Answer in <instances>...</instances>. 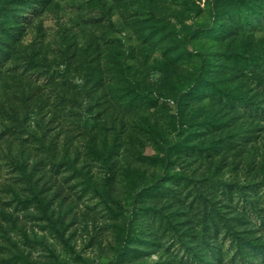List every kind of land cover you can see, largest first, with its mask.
I'll return each instance as SVG.
<instances>
[{
  "label": "rangeland",
  "instance_id": "1",
  "mask_svg": "<svg viewBox=\"0 0 264 264\" xmlns=\"http://www.w3.org/2000/svg\"><path fill=\"white\" fill-rule=\"evenodd\" d=\"M259 12L0 0V264H264Z\"/></svg>",
  "mask_w": 264,
  "mask_h": 264
},
{
  "label": "trees",
  "instance_id": "2",
  "mask_svg": "<svg viewBox=\"0 0 264 264\" xmlns=\"http://www.w3.org/2000/svg\"><path fill=\"white\" fill-rule=\"evenodd\" d=\"M244 19H241V21H243ZM241 21L239 22V28L236 30V31H234V33L232 34V35H234V36H239L240 35V33L239 32H242L243 33V35H245V34H254V33H256V32H261V31H264V29H259L258 30V23L259 22H264V15L261 13V12H259V13H257V15L255 16V19L253 20V21H247L246 22V24H250V23H252V22H257V25H247L248 26V28L249 27H251V28H249V29H247V30H245V29H243V25H242V23H241ZM245 28V27H244ZM264 51V50H263ZM262 52V51H261ZM263 54H264V52H263ZM6 56H7V54H5ZM264 56V55H263ZM249 58V57H248ZM8 58H6V59H4L3 61H6ZM203 62H205V61H203ZM238 63V62H237ZM239 64V63H238ZM252 66L253 67H256V66H259V67H261V71L259 72V73H256L253 69H252ZM258 67V68H259ZM240 70V72H242L243 74H245L244 76H250V77H248V78H250L251 79V81L253 80L256 84H257V87H256V89L259 91V94L261 95V96H263L264 97V58H262L261 60H258L254 65H251V64H249V65H244L243 67H240L239 68ZM203 71H204V63H203V65H202V67H201V71H200V73H199V77L198 78H201L202 77V74H203ZM66 83H64V85H65ZM73 89H75V88H73ZM235 95H233L232 97H223L224 98V100H226V99H229V100H232V102H236L237 100L239 101V103L241 104V105H246V106H248L247 108H250V109H252V104L251 103H249L248 101H247V99L241 94L238 98H237V96H235ZM231 98V99H230ZM62 100L63 101H61V102H66L67 101V99L65 98V96H63L62 97ZM233 104V103H232ZM81 107H82V109L83 110H91V109H94V107L93 108H91V109H88L86 106H83V105H81ZM63 110H65V105H64V109ZM261 111H263V109H261ZM251 114V113H250ZM253 114V113H252ZM262 115L263 113H258V114H256V115ZM255 115V114H254ZM253 115V116H254ZM126 239H128V241L129 240H131V235L128 233L127 235H126ZM250 249H252V250H255V252H257V254L259 255V256H261V257H263L264 258V252L263 251H259V247L258 246H250ZM115 262L114 261H110L108 264H114Z\"/></svg>",
  "mask_w": 264,
  "mask_h": 264
}]
</instances>
